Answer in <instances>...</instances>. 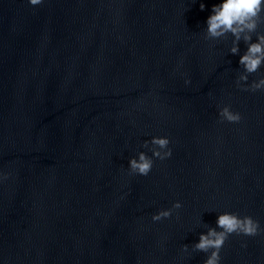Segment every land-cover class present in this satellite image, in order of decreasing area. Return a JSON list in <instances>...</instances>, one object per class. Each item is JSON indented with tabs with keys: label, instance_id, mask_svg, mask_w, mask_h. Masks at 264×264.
<instances>
[{
	"label": "clouds",
	"instance_id": "obj_1",
	"mask_svg": "<svg viewBox=\"0 0 264 264\" xmlns=\"http://www.w3.org/2000/svg\"><path fill=\"white\" fill-rule=\"evenodd\" d=\"M29 7L35 8L44 3V0H25ZM201 11L204 4L199 5ZM264 21V0H219L213 4L210 14L204 21L203 38L208 41H221L231 38L228 54L239 56L237 61L241 74L235 84L242 91H264V78H259L251 83L248 76L256 73L264 65V33L257 31L259 24ZM253 36L255 37L253 39ZM245 48L241 53L240 43ZM187 86L189 80L185 79ZM220 122L236 124L241 120L239 112L231 110L230 106L220 107L217 112ZM167 136H152L145 140L136 155L128 159L127 170L129 174L147 176L154 160H166L171 157L172 150ZM150 153V155L148 154ZM7 179L6 174H0V183ZM182 207L179 201L173 202L171 208L158 210L151 216L153 223L168 219L173 210ZM261 232L259 223L251 216H240L235 212H223L216 216L215 227H207L205 232L199 234L197 242L191 245V252L205 254L203 264H221L220 250L231 235L254 237ZM241 247H244L242 244ZM188 253V245L180 249Z\"/></svg>",
	"mask_w": 264,
	"mask_h": 264
}]
</instances>
